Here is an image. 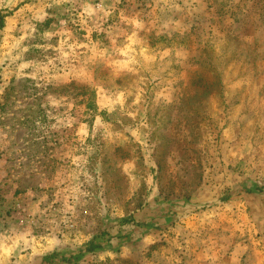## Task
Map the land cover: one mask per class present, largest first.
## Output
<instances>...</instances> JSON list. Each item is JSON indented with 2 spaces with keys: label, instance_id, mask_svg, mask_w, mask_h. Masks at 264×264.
<instances>
[{
  "label": "rangeland",
  "instance_id": "rangeland-1",
  "mask_svg": "<svg viewBox=\"0 0 264 264\" xmlns=\"http://www.w3.org/2000/svg\"><path fill=\"white\" fill-rule=\"evenodd\" d=\"M232 242L264 264V0H0V264Z\"/></svg>",
  "mask_w": 264,
  "mask_h": 264
},
{
  "label": "crops",
  "instance_id": "crops-1",
  "mask_svg": "<svg viewBox=\"0 0 264 264\" xmlns=\"http://www.w3.org/2000/svg\"><path fill=\"white\" fill-rule=\"evenodd\" d=\"M230 241H228V245ZM233 243V242H232ZM248 243H239V244H231V246L229 248H227V251L224 252H218V255L216 253L215 259L211 264H239L241 263L242 258H244V256L247 254V250H248ZM259 250V253L264 254V246H262L261 248L257 249ZM205 255V254H203Z\"/></svg>",
  "mask_w": 264,
  "mask_h": 264
}]
</instances>
